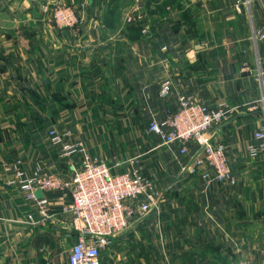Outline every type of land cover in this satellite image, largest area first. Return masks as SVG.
I'll return each mask as SVG.
<instances>
[{"label": "crops", "instance_id": "obj_1", "mask_svg": "<svg viewBox=\"0 0 264 264\" xmlns=\"http://www.w3.org/2000/svg\"><path fill=\"white\" fill-rule=\"evenodd\" d=\"M55 1L0 0V264H67L75 240L73 217L63 211L70 195L37 193L48 200L46 218L5 170L17 160L28 172L40 166L65 175L80 166V153L64 157L52 145V129L69 132L65 144L82 143L114 172L139 159L162 193L159 209L117 237L102 264H263L264 162L247 152L263 118L251 111L260 91L247 8L238 0H154L147 12L142 0H86L84 22L71 30L43 14V3ZM253 1L252 27L261 28L264 0ZM139 4L145 37L127 30L126 15ZM168 79L173 95L163 101ZM182 94L236 110L215 132L235 186L184 172L191 156L147 133Z\"/></svg>", "mask_w": 264, "mask_h": 264}, {"label": "built area", "instance_id": "obj_2", "mask_svg": "<svg viewBox=\"0 0 264 264\" xmlns=\"http://www.w3.org/2000/svg\"><path fill=\"white\" fill-rule=\"evenodd\" d=\"M252 3L253 0H238L236 6L238 9L246 7L253 22ZM86 6V0L77 6L58 0L43 3L42 12L57 28L75 30L84 22ZM143 19L140 4L126 15L128 24ZM142 32L147 35L149 29L145 27ZM251 40L257 51L253 72L260 91V98L251 111L261 112L263 124L252 134L247 152L252 159L264 162V25L261 28L253 25ZM167 49L163 47L162 51ZM172 95L173 80H165L160 99L168 101ZM235 114L236 110L226 102L209 105L193 95L182 94L177 97L176 108L168 111L162 121L151 123L147 133H154L165 145L178 147L182 156H191L184 172L195 175L202 170V177L207 182L235 186L236 173L228 158L227 145L218 141L215 135L218 128L231 122ZM69 136V132L49 131L52 145L62 146V156L81 154V165L70 164L69 174L47 171L40 166L28 172L20 160L6 166L5 170L13 174L11 185H15L27 200L35 201L46 218L50 212L49 203L45 198H38V191L68 193L72 204L63 211L73 217L75 240L67 264H102L104 253L117 237L136 229L151 212L159 209L162 193L157 190L155 181L145 175L139 159L127 161L126 169L114 172L104 159L90 155L82 143L65 144ZM237 264L252 263L239 261Z\"/></svg>", "mask_w": 264, "mask_h": 264}, {"label": "trees", "instance_id": "obj_3", "mask_svg": "<svg viewBox=\"0 0 264 264\" xmlns=\"http://www.w3.org/2000/svg\"><path fill=\"white\" fill-rule=\"evenodd\" d=\"M154 0H142V2L144 3V5L146 6V10L147 12L149 11V5L153 2ZM161 10V8H156V11ZM132 26V27H131ZM145 28V23L143 21H139V22H134L130 25V28H128L127 30L131 33H134L133 36L136 37L137 36H144L142 35V31ZM145 37V36H144ZM141 38V37H140Z\"/></svg>", "mask_w": 264, "mask_h": 264}, {"label": "rangeland", "instance_id": "obj_4", "mask_svg": "<svg viewBox=\"0 0 264 264\" xmlns=\"http://www.w3.org/2000/svg\"><path fill=\"white\" fill-rule=\"evenodd\" d=\"M246 11H247L248 14H249V10L246 9ZM249 16H250V14L247 15V21L249 22V27H247V29H250V31H249V34H250V35H249V36H251V32H252L251 30H252L253 27H252V21L250 20V17H249ZM247 32H248V31H247Z\"/></svg>", "mask_w": 264, "mask_h": 264}, {"label": "water", "instance_id": "obj_5", "mask_svg": "<svg viewBox=\"0 0 264 264\" xmlns=\"http://www.w3.org/2000/svg\"><path fill=\"white\" fill-rule=\"evenodd\" d=\"M91 3H93V0H90ZM41 192V191H38V193Z\"/></svg>", "mask_w": 264, "mask_h": 264}]
</instances>
